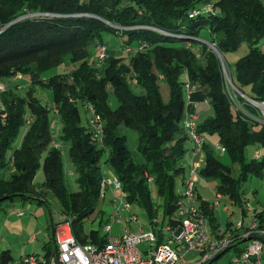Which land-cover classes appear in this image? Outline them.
I'll use <instances>...</instances> for the list:
<instances>
[{"label":"trees","instance_id":"obj_1","mask_svg":"<svg viewBox=\"0 0 264 264\" xmlns=\"http://www.w3.org/2000/svg\"><path fill=\"white\" fill-rule=\"evenodd\" d=\"M202 4H211L214 12L189 18ZM202 29L208 30L209 42L222 58L242 44L248 45L247 54L234 65L232 83L241 93L250 87L248 97L264 101V0H0V81L28 76L31 85L51 90L54 119L61 124L60 140L68 145L78 184L75 192L66 187L59 148L51 146L50 110L33 97V89L25 98L8 89L0 93V208L5 203L33 201L48 209L45 192L33 183L42 166V187L57 200L61 218L70 222L76 241L102 245L107 240V233L101 230L102 219L100 229L88 233L85 221L104 197L100 183L107 168L120 183L130 208L142 209L147 219L162 213L168 222L173 221L179 200L176 184L179 181L183 186L188 177L184 161L191 150L181 130L186 77L195 91L203 90V100L212 110L211 116L198 122V131L217 135L224 153L239 164L238 176L232 177L230 168L224 167L205 143L199 177H217L216 195L242 205V183L264 170V156L245 161L249 146L264 148V124L244 119L233 108L217 56L196 40ZM104 34L126 37L122 48L137 52H125L127 56L122 57L108 49V58L99 69L98 62L88 58L93 45L103 44ZM66 57L77 65L74 70L41 78ZM160 81L168 89L166 101ZM108 86L116 102L114 108L109 105ZM133 86L139 88L138 93ZM79 105L86 113L90 106L104 121L101 143L89 132L88 118L86 126L81 125ZM246 109L254 111L249 106ZM22 128L23 137L14 146ZM126 130L135 136L133 150ZM146 176L152 178L151 184ZM195 193L194 201L199 198L197 189ZM198 209L214 236L219 227L212 205L201 201ZM246 213L241 209L243 216ZM253 215L264 222L263 212L254 210ZM241 231H230L234 241L228 250L243 244L240 253L243 251L245 243L237 238ZM51 247V241L44 244L47 260L54 256ZM12 260L8 250L0 252V264Z\"/></svg>","mask_w":264,"mask_h":264},{"label":"rangeland","instance_id":"obj_2","mask_svg":"<svg viewBox=\"0 0 264 264\" xmlns=\"http://www.w3.org/2000/svg\"><path fill=\"white\" fill-rule=\"evenodd\" d=\"M204 6V4H202ZM145 28V27H139ZM126 39V37H119L113 34H104L102 36L103 44L109 49L113 51L117 56H127L125 50L122 48L121 44ZM197 41L208 44L210 43V35L207 29H202L199 32V37L196 39ZM98 44L96 43L90 48V57L88 58L90 62L97 61ZM207 46V45H206ZM208 47V46H207ZM143 48V46H142ZM209 48V47H208ZM210 49V48H209ZM132 50V48H131ZM211 50V49H210ZM249 51V47L247 44H242L236 51L228 52L223 55V62L229 69L230 76H234V65L235 63L244 57ZM104 64V63H103ZM101 64L102 66H104ZM76 64H72L69 59L66 57L65 60L57 67L49 69L41 74V78L46 80L55 75L59 74H69L70 71L76 68ZM99 69L100 66H97ZM98 74V73H97ZM68 76V75H66ZM20 78V79H19ZM67 82L70 83V80L67 79ZM6 90L10 89L16 92V95L22 98L26 97L27 92L33 89V97L38 100L41 105L47 107L50 110V117L52 118V144L58 145L61 159L63 163V172H64V181L66 183V187L68 191L75 192L77 190V176L74 173V167L70 162V158L68 156V145L62 143L60 140V132H61V124L55 118L53 113L54 101L51 90L47 88H40L37 85L30 84V78L28 76L15 75L11 79L6 82H2ZM160 86V93L164 101L168 99V89L163 82H158ZM234 87V86H233ZM230 84L228 89L230 94L233 96L235 89ZM134 92H139V88L133 86ZM109 91V105L114 108L116 106V102L112 95L111 86L107 87ZM227 90V91H228ZM243 93L245 96H250V87H244ZM194 94H198L199 98L196 100L195 97L191 100L192 102H196L200 105L199 108H208V105L203 100V90L195 91ZM189 103V100L186 99V104ZM89 106H86L88 110ZM192 107V106H191ZM201 110H194V112H189L186 110L185 114H196L200 113ZM198 112V113H197ZM79 113L81 118V125L86 126L88 113L85 112L84 108L79 105ZM256 114V113H255ZM212 115L211 108L205 114L203 119ZM29 115H27L28 117ZM25 132V128H22L19 132V135L14 142V146H18L23 134ZM127 135L128 145L130 149H134L135 147V136L128 130L125 131ZM206 143L209 144L213 148L214 157H216L220 163L227 168H230L231 176L237 177L239 174V164L232 162L230 156L227 152L221 153L220 149H216L215 145L218 144V136L217 135H205ZM256 154H260L261 160L264 156V148H260L258 145L249 146L245 151V161L250 162L254 159ZM205 154L203 150H201L198 154L195 152H189L184 161L185 175H188L189 172V164L192 162H201V168L198 169L197 174L199 175V171L204 166ZM43 160H41V164ZM103 173L113 177L112 173L107 169H103ZM10 172L8 173V175ZM45 181L44 172L42 166L37 171L36 176L34 178V186L36 188H41L45 192L46 199L48 201V209L43 205H38L33 201H26L21 203L19 201L11 203H5L0 208V252L9 251L12 257V261L9 264H20L21 258L30 255H43L47 252V248H44V244L50 241V227L49 220L52 219L53 224H58L61 221V215L59 213V204L57 200L51 195V193L42 187ZM220 185V181L217 177H207L196 180V189L199 195V198L193 202V206L198 208L201 201L209 203L212 205L213 216L215 218V222L218 225V229H220L223 233L227 234L230 231L235 230L238 227L239 223L243 221V227H246L253 216V212H248L246 210L245 216L241 214V209H246V204H249L251 209L258 210L264 213V170L260 176L258 175H250L241 185L240 189V200L242 205L238 203H234L229 200L226 196H221L219 199V206L214 207L213 203L216 201V189ZM182 187L180 182L178 181L176 184V191L179 193L182 191ZM119 190L118 189H107L104 192V197L98 201V204L95 208V211L89 216V218L85 221V232L88 233L91 230H99L100 229V219H102V232L104 233L103 226L108 223L111 225L112 236L121 235L124 230H128L130 232L137 231L140 228H143L147 225L148 219L145 217V213L142 209L137 206H131L130 211H124L121 207V215L128 216V214L136 215L138 218V222H126L122 221L121 223H114L110 220V216L115 214L114 206L112 202L114 201L119 205ZM246 203V204H245ZM2 209V210H1ZM22 212V217H18L17 214ZM160 214V213H159ZM123 220V219H122ZM34 237V241L30 242V238ZM243 244L238 245L237 248L229 249L222 257H220L216 262L212 264H232V260L240 253L241 247ZM145 247L144 244L139 246V249H143ZM53 250V245H52ZM49 249V248H48ZM184 253V251H181ZM198 255L196 253L190 252L187 254L185 259L192 260L196 262L199 260L197 258ZM262 264H264V251H263V260Z\"/></svg>","mask_w":264,"mask_h":264},{"label":"built area","instance_id":"obj_3","mask_svg":"<svg viewBox=\"0 0 264 264\" xmlns=\"http://www.w3.org/2000/svg\"><path fill=\"white\" fill-rule=\"evenodd\" d=\"M213 12L212 5L207 4L192 10L188 16L189 18H195L200 14L208 15ZM186 46L189 47L190 45L187 44ZM124 50L129 53L137 52V50H131L129 47ZM97 51L98 66H101L108 58V49L104 44H98ZM222 59L221 56L219 63L226 90L229 84L232 87L234 85L229 69ZM133 83H136L135 80H133ZM233 88L235 89L233 96L228 89V91L226 90L233 108L244 119L264 124V101H255L239 92L235 86ZM194 90L186 77L185 97L189 98ZM5 91V86L0 83V93ZM205 102L207 103V101ZM247 106L254 111L252 113L248 112ZM88 112L89 132L97 143H101L104 137V121L90 106ZM198 122L199 116L196 114H185L181 122V130L188 138L191 146L190 152L193 151L196 154L203 149L206 143L205 134L197 129ZM53 147L58 148V145L54 144ZM215 148L220 149L221 153L225 151L220 144H216ZM260 158V154H256L254 157L255 160ZM200 168L201 162L189 164L188 177L184 180L182 191L179 192V200L176 204L173 221L168 222L160 213L156 217L148 219L145 227L133 232L124 230L119 236H112L110 234L111 225H107L104 228L107 233V240L104 244L97 245L78 243L72 234L70 222L64 221L66 218L63 216L61 218L62 222L55 226L54 235L59 262H57L55 256L47 260L43 255L30 254L22 257L20 264H208L216 255L228 249L234 240L231 232L225 234L220 229L213 236L207 218L198 208L193 206L196 195V180L200 179L197 171ZM146 178L147 182L151 184L152 178L149 176H146ZM100 188L102 197L105 190L109 188L119 190L120 203L119 205L116 203L113 205L116 212L110 216L112 222H138L136 215H121V207L124 211L129 212L130 206L126 202V195L122 192L121 185L115 177H111L109 173H104ZM220 198V195H216V201L213 203L214 207L219 206ZM246 210L254 212L249 204H246ZM22 215V212L18 213V216ZM237 229L242 230L237 238L254 237L256 239L245 243L243 251L232 260V264H262L264 251V222H262V218L253 215L246 227H243V221H241ZM33 241L34 237L30 238V242ZM142 244L145 247L139 249ZM181 251H184V253H181ZM190 252L196 253L199 260L193 262L185 259Z\"/></svg>","mask_w":264,"mask_h":264},{"label":"water","instance_id":"obj_4","mask_svg":"<svg viewBox=\"0 0 264 264\" xmlns=\"http://www.w3.org/2000/svg\"><path fill=\"white\" fill-rule=\"evenodd\" d=\"M27 16H24V17H20L16 20H14L13 22H11L9 25H7L5 28L9 27L10 25L14 24V23H17L18 21L26 18ZM108 24V23H106ZM109 26H112L110 24H108ZM113 27V26H112ZM3 30V29H2ZM1 30V31H2ZM210 49L211 51L217 56L218 60L220 61V57H221V54L220 52L211 44V43H208L206 44ZM49 227H50V232H51V235H50V241H51V244L53 245V253H54V256L57 260V262H59V258H58V252H57V248H56V245H55V238H54V235H55V228L53 226V222H52V219L50 218L49 220ZM256 238L254 237H250V238H247V239H243L242 240V243H246L247 241H250V240H254ZM228 251V249H225L223 250L222 252H220L218 255H216L208 264H212L214 262H216L220 257H222L226 252ZM59 264V263H58Z\"/></svg>","mask_w":264,"mask_h":264},{"label":"crops","instance_id":"obj_5","mask_svg":"<svg viewBox=\"0 0 264 264\" xmlns=\"http://www.w3.org/2000/svg\"><path fill=\"white\" fill-rule=\"evenodd\" d=\"M194 91L189 95V98H186V99L189 100V103L186 104L184 110H185V112H186V110L189 111V112H194V110H196V111L201 110L200 113L197 112L198 116H199V122H200V121L203 120V117L205 116V114H207V112L209 111L210 107H209V105H206L208 108H203L202 109V108H199L200 105H198L196 102H192L191 100L193 99V97H195L196 100L199 98V95L198 94H194ZM195 104H197V105L195 106ZM17 216H18V214H17ZM18 217H22V216H18Z\"/></svg>","mask_w":264,"mask_h":264}]
</instances>
